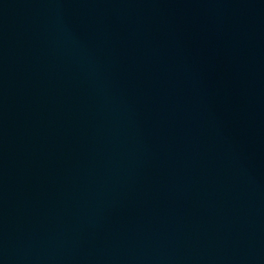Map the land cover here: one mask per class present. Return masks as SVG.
Instances as JSON below:
<instances>
[{
    "label": "water",
    "instance_id": "obj_1",
    "mask_svg": "<svg viewBox=\"0 0 264 264\" xmlns=\"http://www.w3.org/2000/svg\"><path fill=\"white\" fill-rule=\"evenodd\" d=\"M0 264H264V0H0Z\"/></svg>",
    "mask_w": 264,
    "mask_h": 264
}]
</instances>
